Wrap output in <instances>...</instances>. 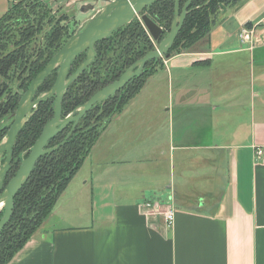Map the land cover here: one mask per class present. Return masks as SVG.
<instances>
[{
	"label": "crops",
	"instance_id": "crops-1",
	"mask_svg": "<svg viewBox=\"0 0 264 264\" xmlns=\"http://www.w3.org/2000/svg\"><path fill=\"white\" fill-rule=\"evenodd\" d=\"M10 7L0 0V19ZM244 28L255 30L253 48ZM257 148L264 0H245L208 38L162 60L8 264H264Z\"/></svg>",
	"mask_w": 264,
	"mask_h": 264
},
{
	"label": "trees",
	"instance_id": "trees-1",
	"mask_svg": "<svg viewBox=\"0 0 264 264\" xmlns=\"http://www.w3.org/2000/svg\"><path fill=\"white\" fill-rule=\"evenodd\" d=\"M187 1L179 0L180 7L183 8ZM244 1L193 0L185 23L168 53L169 59L186 53L198 42L208 38L213 27L223 17L224 8L238 7ZM30 2L31 0H11V7L0 19V144L11 127L3 125L2 122L17 111L22 97L21 93L15 92L14 86L10 83L15 67L18 66V69L24 59L28 60L27 63L22 64L19 77L22 84L18 86V90L25 93L31 82L63 48L65 38H69V35L63 32L65 29L60 27L59 23L55 24L47 36L46 48L40 49L36 57L29 60L26 57L29 49L27 47L35 35L40 33L43 22L49 14L41 0ZM145 13L163 28V39L172 28L176 13L175 0L155 3L146 9ZM218 17L220 19L217 21ZM11 42L13 50L9 48ZM153 43L137 18L99 42L95 46L94 61L70 86L63 99L62 118H66L96 93L118 81L133 64L154 50ZM86 59L87 52L80 54L72 62L69 76L74 74ZM161 62L150 61L144 71L132 79L119 93L94 105L80 121L65 145L38 160L28 181L15 197L12 219L2 231L0 264H8L41 227L54 210L62 193L83 166L106 124L141 91ZM157 63L158 66H156ZM25 74L27 75L24 76ZM57 77L58 70L49 74L37 91L35 99L49 92L55 85ZM54 108L55 96L44 100L19 132L4 187L16 175L19 169L16 163L18 159L20 160V155L27 151L25 158L28 156L29 150L32 149L45 126L54 118ZM69 132L67 128L66 131L59 133L49 141L47 148H53L63 142ZM3 246L6 247L2 250Z\"/></svg>",
	"mask_w": 264,
	"mask_h": 264
},
{
	"label": "water",
	"instance_id": "water-1",
	"mask_svg": "<svg viewBox=\"0 0 264 264\" xmlns=\"http://www.w3.org/2000/svg\"><path fill=\"white\" fill-rule=\"evenodd\" d=\"M104 1L107 6L102 8L98 16L90 21L83 31L74 35L31 82L29 89L21 97L8 134L0 144V161H2L5 156L4 163L0 168V209H4V215L0 220V239L2 231L12 219L15 197L28 181L38 160L45 155L56 152L60 147L65 145L80 121L94 105L119 93L132 79L139 76L144 71L150 61L158 60L162 57L169 58L168 53L172 49L185 23L193 2V0H188L183 8H181L179 0H175L176 13L172 28L168 36L162 39L164 34L163 28L151 20L145 11L155 3L164 0ZM94 8V5H86L83 6L81 11L87 13L94 10ZM226 11L227 9L224 8L223 13ZM139 17H141L142 23L152 40L159 43L158 49L150 52L144 58L133 64L118 81L96 93L78 109L77 114H75V112L66 118H62L63 99L69 91L70 86L80 78L84 71L94 61L96 56L95 46L111 36L119 28L131 24ZM84 52H87L86 61L74 74L69 76L72 62ZM56 70H58V77L53 88L40 98L35 99L40 86L44 83L48 75ZM52 96H55L54 118L45 126L30 153L22 161L16 175L10 180L8 185L4 187L5 177L10 170L13 159V147L19 132L26 125L38 105ZM70 124H72V128L65 140L53 148H47L49 141L59 133L66 131Z\"/></svg>",
	"mask_w": 264,
	"mask_h": 264
},
{
	"label": "rangeland",
	"instance_id": "rangeland-1",
	"mask_svg": "<svg viewBox=\"0 0 264 264\" xmlns=\"http://www.w3.org/2000/svg\"><path fill=\"white\" fill-rule=\"evenodd\" d=\"M33 2H34V0H31L30 3H33ZM41 3H43V5L46 7V9L48 10L49 14H48V17L43 22L42 30L40 31L39 34L35 35L34 39L29 44V47H27L29 49L27 51L26 57L29 60H33L36 57V54L40 51V49L46 48V46H47V42H46L47 41V36L50 34V32H51V30H52V28H53V26L55 24L59 23V26L65 29L63 32H65V34L69 35L68 36L69 38H65L66 42L63 44V47H64L65 44L69 41V39L71 37H73L74 35L80 33L81 31H83L86 28V26L88 25V23L98 16V14L102 10V8L107 6V4L105 3L104 0H41ZM86 5H94L95 8H94V10H91V11H89L87 13H83L81 10H82L83 6H86ZM140 18L141 17H139L137 19L139 20ZM219 19H220V17H218L217 21ZM244 30L248 31L246 33V36H245L246 37V42H251V44H246V45L251 47V48H253L255 45L253 43V39L252 38H253V36L255 34V32H254L255 30H248V29L244 28L241 32H243ZM146 32H147V30H146ZM168 34L169 33H167L165 37H167ZM240 34H242V33H240ZM239 37H240V35H239ZM150 38H151V36H150ZM151 40H152V38H151ZM153 45H154V50L153 51H156L158 49V47H159V44L154 42ZM12 46H13V43L11 42L10 45H9V48L11 47L10 50H13ZM115 57H116V54L114 55V59H115ZM164 59H169V58L162 57V58L158 59V61H162ZM27 61L28 60L24 59L22 64L24 65L25 63H27ZM22 64H21V66L18 69H17L18 66L15 67L16 70H14L13 73H12V79H11L10 83H11L12 86H14L15 92L17 91L18 93H21L22 96H23L24 93L22 91L18 90V86L21 83L20 80H19V77H20V71H21ZM158 65L159 64L157 63L156 66H158ZM152 68H153V65H152ZM26 75L27 74H25L24 76H26ZM150 90L151 89H148V91H146V92H150ZM43 95L44 94L40 95L38 98H40ZM78 109L79 108H77L72 113L76 112L75 114H77ZM34 111H36V109ZM34 111H33V113H34ZM14 114L15 113H13L10 116L6 117L5 120L2 122V124L6 125V126L7 125L11 126L12 123H13V120H14V117H13ZM70 115H68V116H70ZM92 122H93V120H92ZM71 125L72 124H70L69 127H68L69 131H71V128H72ZM30 151L31 150H29L28 153H30ZM26 152L24 151L20 155V160L18 159V161L16 163V164H18V168L20 167L22 161L25 159ZM4 160L5 159H2V161H0V168L2 167V165L4 163ZM3 214H4V209L3 210L0 209V220L2 219V215ZM5 247L6 246H3L2 250Z\"/></svg>",
	"mask_w": 264,
	"mask_h": 264
},
{
	"label": "built area",
	"instance_id": "built-area-1",
	"mask_svg": "<svg viewBox=\"0 0 264 264\" xmlns=\"http://www.w3.org/2000/svg\"><path fill=\"white\" fill-rule=\"evenodd\" d=\"M142 23V20L141 18L139 19ZM143 24V23H142ZM248 31L247 30H244L243 32H241L242 34H240V40L243 42V43H246V44H251V42H246V33ZM264 156V150L262 148H257L255 150V157L256 159H261L262 157ZM174 217H175V212L173 209H169L166 213H165V218L167 220L168 223H172L173 220H174Z\"/></svg>",
	"mask_w": 264,
	"mask_h": 264
}]
</instances>
